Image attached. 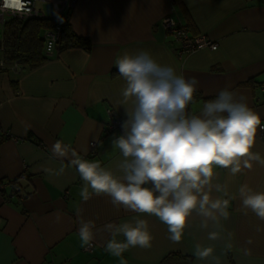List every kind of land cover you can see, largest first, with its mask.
<instances>
[{"label": "crops", "instance_id": "0c3cea01", "mask_svg": "<svg viewBox=\"0 0 264 264\" xmlns=\"http://www.w3.org/2000/svg\"><path fill=\"white\" fill-rule=\"evenodd\" d=\"M166 15L185 23L189 35L209 37L217 48L178 56L177 42L159 26ZM69 22L77 35L89 39L88 50L69 47L35 67L15 69L5 62L0 69V181L16 179L23 194L7 200L0 193V264H120L121 259L127 264H264V220L244 209L239 196L243 185L264 192L259 161H251L249 169L243 167L247 157L242 158L235 175L214 166L211 197L230 199L228 217L216 211L213 220L194 210L181 242L173 243L154 215L115 206L108 195L84 201L79 174L67 158L52 152L59 141L123 178L124 158L112 144L124 134L122 123L111 131L106 125L114 116L127 120L125 108L132 101L121 103L124 81L115 60L141 50L177 74L199 80L191 114H199L205 101L228 87L246 98L264 124V0H77ZM252 151L264 158L259 127ZM61 166L64 172L57 175ZM78 214L98 229L91 250L81 246ZM137 219L147 221L152 246L132 247L122 258L105 251L111 234L104 225H134ZM211 232L218 238L209 239ZM196 245L213 252L198 259Z\"/></svg>", "mask_w": 264, "mask_h": 264}, {"label": "clouds", "instance_id": "9594fccd", "mask_svg": "<svg viewBox=\"0 0 264 264\" xmlns=\"http://www.w3.org/2000/svg\"><path fill=\"white\" fill-rule=\"evenodd\" d=\"M30 3L31 0H2L0 14L29 15ZM115 66L124 81L121 103L132 101L131 108H125L128 119L121 124L124 134L112 140L124 158L119 165L123 178L59 141L52 146L53 154L67 158L79 174L83 200L93 194L108 195L115 206L154 215L167 226L173 243L181 242L194 210L213 220L219 211L226 219L230 199L211 197L214 166L230 169L235 175L242 170V158L247 157L243 159L244 168L250 169L253 160L264 164V158L252 151L257 129L262 126L260 115L243 95L237 96L228 87L205 101L199 114H191L189 106L194 103L199 80L177 74L174 67L158 62L149 51L124 54L115 60ZM63 172L61 166L56 174ZM149 183L154 187H144ZM239 196L244 209L264 220V192L243 185ZM79 225L81 246L91 247L98 231L95 221L79 216ZM104 230L111 234L105 251L114 257L122 258L132 247L152 246L153 236L146 220L137 219L134 225L109 222ZM121 234L124 239L118 240ZM208 238L215 240L218 233L211 232ZM212 252L211 247L196 245L194 255L203 259ZM120 264L127 262L121 259Z\"/></svg>", "mask_w": 264, "mask_h": 264}, {"label": "trees", "instance_id": "16d2710c", "mask_svg": "<svg viewBox=\"0 0 264 264\" xmlns=\"http://www.w3.org/2000/svg\"><path fill=\"white\" fill-rule=\"evenodd\" d=\"M69 10L70 8H67L59 15L42 18L10 19L3 30V59L6 62H16L28 68L38 66L49 57L44 51V32L56 26L60 29L54 45V53L74 46L88 50L90 48L89 39L77 35L71 28ZM0 183L11 184L10 187L16 183L20 188L17 196L23 195L22 187L16 179L0 181ZM15 197L8 198V200Z\"/></svg>", "mask_w": 264, "mask_h": 264}, {"label": "built area", "instance_id": "2783aa9c", "mask_svg": "<svg viewBox=\"0 0 264 264\" xmlns=\"http://www.w3.org/2000/svg\"><path fill=\"white\" fill-rule=\"evenodd\" d=\"M38 1L45 3L44 8H39L37 6ZM77 0H31L30 7L32 9L31 14L29 15H12L11 13L5 12L0 14V49H3V30L5 24L12 18L17 19H29V18H42L49 15H59L67 8L74 6ZM172 1V0H171ZM2 2V0H0ZM160 28L167 34L171 35L178 46L176 49V54L178 56L193 52L201 48L216 49L217 44L213 42L209 37L205 35L191 36L188 33V28L185 23L174 18L173 16L166 15L159 21ZM59 26H56L54 29L46 30L44 32V51L48 56H51L54 53V45L58 37ZM6 61L3 58H0V69L4 68ZM15 69H19V65L16 62H13ZM122 123V118L119 116H114L112 120L106 125L107 130H113ZM261 130H264V124L259 127ZM91 146H94V143H91ZM12 183V182H11ZM11 184L0 183V193H4L3 196L5 199L11 197H18L19 186L14 183L13 187H10ZM6 191V192H3ZM18 198H21L19 196ZM91 247H85V250H91Z\"/></svg>", "mask_w": 264, "mask_h": 264}, {"label": "rangeland", "instance_id": "374dc122", "mask_svg": "<svg viewBox=\"0 0 264 264\" xmlns=\"http://www.w3.org/2000/svg\"><path fill=\"white\" fill-rule=\"evenodd\" d=\"M37 6L43 8L45 6V3L38 1Z\"/></svg>", "mask_w": 264, "mask_h": 264}]
</instances>
